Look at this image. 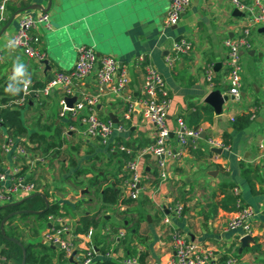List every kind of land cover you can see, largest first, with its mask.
Masks as SVG:
<instances>
[{"label": "crops", "instance_id": "obj_1", "mask_svg": "<svg viewBox=\"0 0 264 264\" xmlns=\"http://www.w3.org/2000/svg\"><path fill=\"white\" fill-rule=\"evenodd\" d=\"M240 1L252 3V0ZM260 3L264 6V0ZM1 5L4 21L0 23V82L27 78L33 83L45 84L55 71L67 72L74 67L77 49L81 46L93 47L97 55L113 57L126 72V87L118 94L106 90L95 105L94 112L99 118L125 128L122 132L114 130L107 144L83 135L80 118L88 114L87 110L76 118L70 115L67 118V113H62L63 94L59 88L48 96L30 95L22 109L28 132L63 123L64 134L80 145L77 168L80 164L104 165L109 183L118 181L125 197L122 179L127 176L126 161L117 146L127 144L139 152L154 143V129L144 119L139 100L145 68L155 69L162 77L170 100L166 118L170 135L166 146L180 155L174 160L166 158L169 178L161 182L156 159L142 154L137 159L140 175L137 198L130 206L118 207V211H127L133 222L138 215L145 219L139 223L140 239L131 244L136 251L146 253L143 264H168L173 257L170 230H177L199 247L211 250L214 261L210 264H220L223 258L235 264H264V33L259 31L264 26H250L231 0H191L178 24L169 28L164 26L168 0H0ZM41 13L48 14L50 28L38 23L32 31L39 39L36 48L43 55V60L37 62L19 49L7 48L6 43L15 35L22 16L35 18ZM246 26L250 28V48L240 52V96L233 98L228 95L225 42L236 38ZM180 40L190 43L188 53L174 51V44ZM207 68H212L213 86L206 81ZM16 69L22 74L17 75ZM212 92L228 97L219 111L206 102ZM97 94L98 85L95 75L91 74L76 86L72 98L78 100L82 95ZM130 104L134 108L125 119ZM204 107L212 110L211 121L200 122L195 127L200 131L199 139L181 146L176 138L177 121L191 128L189 117L197 108ZM246 113L251 114L250 123L243 130L235 131L233 119ZM68 120L72 124L66 125ZM208 139L221 142L224 147H211ZM21 140L26 141V137ZM212 149L219 152L214 153ZM12 156L0 148V171L7 168L10 171L16 166ZM45 160L31 168L23 167L27 168L25 176L51 203L53 187L39 180L40 173L52 177L49 160ZM98 174L104 175L102 171ZM229 194L254 211L250 221L251 240L245 246L241 243V229H226L234 212L229 210L231 205L223 209L220 204ZM21 199L18 197L14 202ZM53 200L60 203L54 194ZM175 203L183 206L179 218L171 214ZM111 214L103 215L106 222L94 230L91 243L94 237L97 241L103 238L99 246L106 245L111 256L99 255L97 259L121 263L127 255L125 245L113 243L109 235L115 238L119 231L125 233L124 229H117L123 217ZM165 215L171 218L169 225L163 224ZM75 241L79 249L86 247L85 237L79 236ZM52 264H57L56 258Z\"/></svg>", "mask_w": 264, "mask_h": 264}, {"label": "built area", "instance_id": "obj_2", "mask_svg": "<svg viewBox=\"0 0 264 264\" xmlns=\"http://www.w3.org/2000/svg\"><path fill=\"white\" fill-rule=\"evenodd\" d=\"M191 0H168V10L164 19L166 28L178 24L181 16L190 6ZM232 5L245 15L250 26H264V6L260 0H252L251 4L244 3L240 0H231ZM4 6H0V23L4 21L3 15ZM38 23H43L49 29V17L46 13H41L37 17L24 15L18 22V29L15 35L6 43L9 49H19L22 53L37 62L43 60V55L36 48L39 39L32 34ZM250 28L246 26L242 29L236 38L228 39L225 42L227 48L226 67L228 70V95L233 98H239L241 87V62L240 52L250 48L249 41ZM191 50V45L185 40H180L174 44L176 53L185 54ZM91 74L95 75L98 85V94L95 96L82 95L76 99L72 106H68L67 99L74 96L75 88L80 85ZM205 78L210 86H213V71L212 68L205 70ZM128 82L126 72L120 67L118 62L111 56L97 55L93 47L81 46L77 49V59L74 67L70 71H55L52 77L45 83L43 88H34V83L27 78H19L17 80L20 86V96L11 100L6 106L23 107L30 95L38 94L48 96L55 88L62 91V99L60 106L62 113H68L71 118H76L83 110H87L88 114L80 118L83 124V135L88 138L97 139L102 144H107L114 130L122 132L125 130L123 125H114L110 120H103L94 112L98 97L102 96L106 90L113 93H120ZM170 100L164 81L160 74L151 67L145 68L144 81L141 89V97L139 105L144 119L154 129V143L146 147L144 151L134 152L132 148L119 144L117 151L129 157L125 164L126 175L125 180L126 196L135 200L140 188V175L138 172L137 159L142 157V154L147 153L153 156L157 161L158 179L161 182L168 180L169 171L166 158L176 159L179 157V152H174L167 148L166 143L169 138V130L166 124L167 109ZM5 106V107H6ZM4 107V106H2ZM133 105L130 104L124 115L128 119L133 111ZM178 130L176 138L181 146H185L188 142L194 143L199 139L200 131L197 129L188 128L181 120L177 121ZM5 138V137H4ZM13 141L4 139L0 148L5 153H12V158L17 163L16 166L9 171H0V206L15 203L18 197L24 199L32 194L41 193V190L35 183L25 176V173L20 174L23 166L31 168L32 166L43 164L46 162L42 155H33L29 157L26 147L21 140ZM209 146L214 148H223L221 142L213 139L207 140ZM264 146H262L263 148ZM17 158H22L18 160ZM123 193V192H122ZM236 194V191H234ZM125 195V194H123ZM237 210L234 211L232 217L226 223L227 230L241 229L243 236H251L250 221L253 218L254 211L251 207L242 205L239 200L236 202ZM264 212V206L262 208ZM183 213V206L180 203H175L171 209L172 217L179 218ZM170 216L163 217V224L169 225ZM70 226L63 219L55 216L47 218V226L41 233V242L46 246L56 249L64 254L69 259L71 254L72 264H93L98 254L94 250L91 243L94 230L92 228L81 235L87 239L86 247L79 249L75 243L76 236L69 228ZM124 231H119L116 237L117 240L123 239ZM79 237V236H78ZM169 241L173 249V257L168 264H210L214 261V255L211 250L204 249L191 242L185 235L177 230H170L168 233ZM104 257L111 256V252H107ZM122 264H139L138 258L130 257L121 262ZM225 264H235V261H227Z\"/></svg>", "mask_w": 264, "mask_h": 264}, {"label": "trees", "instance_id": "obj_3", "mask_svg": "<svg viewBox=\"0 0 264 264\" xmlns=\"http://www.w3.org/2000/svg\"><path fill=\"white\" fill-rule=\"evenodd\" d=\"M49 80V79H48ZM47 80V81H48ZM0 146L4 142V139H11L13 141H18L20 138L26 137L27 142L23 143L22 145L26 147V150L29 149H38L42 150L43 157H47L45 153L52 152L56 153V150L63 146L64 144V131L63 123L54 124L52 123L50 126L44 128L45 131L40 133L39 131L28 132L27 128L23 124L22 120V109L23 107H9L6 106L11 100H14L20 96V86L14 80H5L0 82ZM45 84L34 83V88H43ZM4 106V107H2ZM6 106V107H5ZM69 114L67 113V118ZM188 125L192 129H196L195 127L199 125L202 121L210 122L212 119V110L209 107L204 108H197L195 112L189 117ZM251 120V114L246 113L240 116H237L232 121V128L235 131L243 130L248 126ZM72 124L71 121L68 120L66 125ZM5 137V138H4ZM227 144V142L225 143ZM33 146V147H31ZM125 146L129 147V145L125 144ZM37 150V151H38ZM2 151V149H1ZM120 155L123 156L124 160L127 162L129 157L125 154L119 152ZM22 159V158H21ZM20 159V160H21ZM0 159V163H1ZM26 171V167L22 168L20 174H24ZM158 176V174H157ZM128 176L123 177V181L126 180ZM96 179L103 180L105 182L104 187L99 191L100 196V203L101 208H114L119 207L120 205L130 206L133 203V199L129 197H125L122 193V190L119 187V182L114 181L111 184L107 182L106 175H99L98 173L95 175ZM29 180V179H28ZM154 183V182H152ZM47 198V195L45 194ZM236 197L234 195H226L222 200L220 206L223 209H228L227 204L231 205L229 208L230 211L234 212L237 210L236 207ZM9 205V204H6ZM45 207L44 201L41 197L35 196L32 198H25L20 204L13 205V206H6L4 208H0V223L1 221L7 217L9 214L18 212V211H30V212H38L43 210ZM60 207L58 203H49L48 209L39 214H29V213H22L17 216H13L6 220L4 223L3 229L5 235L1 234L0 229V264H21L22 262V249L15 243L9 241L7 238H15L18 240L25 252V264H52V260L56 258L57 264H72L69 262V259L64 256L62 252L59 253L57 257L54 256V251L51 247L46 246L42 242H31V241H24L22 236L20 235L17 227L11 226V223L16 219H25L28 216H33L38 223L41 224V229L47 226V218L49 216H62L59 213ZM118 215L122 216V222L117 229H124L127 235V241H125L126 236L124 239L117 240L116 237L113 238V241L116 244H123L124 250L127 252L126 257H137L138 263L143 264L145 261L146 253L141 251H136L135 246L131 245L134 243L135 240H139V223L144 221V217L138 215V218L135 222L129 216L127 211H118ZM105 218H102L101 223H105ZM124 222H126L124 224ZM100 225L99 219H96L95 215L90 214H83L77 220V224H75L73 229V235L78 237L85 234L88 229L92 228L96 230ZM38 232V231H37ZM114 233L117 231H113ZM96 237L99 234H95ZM35 240V239H34ZM103 242V238L97 241L94 237V242L92 241V245L96 254L98 255H105L108 252V248L106 245L99 246V243ZM226 259L223 258L220 260V264H225ZM93 264H121L116 260L113 259H102L99 260L96 258Z\"/></svg>", "mask_w": 264, "mask_h": 264}, {"label": "rangeland", "instance_id": "obj_4", "mask_svg": "<svg viewBox=\"0 0 264 264\" xmlns=\"http://www.w3.org/2000/svg\"><path fill=\"white\" fill-rule=\"evenodd\" d=\"M38 131L42 133L45 130L38 129ZM79 147L80 145L78 142L73 141L64 134L63 146L57 149L56 153H52L51 151L45 153L47 156L46 158L49 160V168L51 170L52 177L49 178L46 175H42V173L39 175V180L42 179L45 183H50L53 187V194L60 199V203H58V205L60 207L59 213L62 216L56 217H61L63 221H65L70 226L69 228L72 232L74 229V221L79 219L80 216L86 212L90 215L98 216L100 223L102 218H104L103 215L105 213L110 212V214L112 213L111 216H114L116 213H118V207H114L113 209L101 208L99 191L104 187L105 182L100 179H96L95 181L94 178L99 171H102L104 175L109 176L106 173V168L104 165H95V163L92 164L93 166L91 164H80V168H77L79 158L81 157L79 156L81 153ZM37 150L38 149L34 148L29 149V157L32 158L34 154L44 155L40 148L38 151ZM107 181L108 184H111L109 183L108 178ZM120 189L122 190L123 188ZM53 194L49 197L52 200L51 203H55L53 200ZM110 220H112V218ZM11 226L17 227L24 241H31L33 243L41 242V233L43 232L44 228L41 229V224L38 223V221L33 216H28L25 219L16 218L11 223ZM109 236L111 240H113L114 236ZM125 236V241H127V235L125 234ZM59 253L60 252L56 250L53 254L55 257H57ZM125 258L127 259L128 256Z\"/></svg>", "mask_w": 264, "mask_h": 264}, {"label": "water", "instance_id": "obj_5", "mask_svg": "<svg viewBox=\"0 0 264 264\" xmlns=\"http://www.w3.org/2000/svg\"><path fill=\"white\" fill-rule=\"evenodd\" d=\"M30 8L32 9L33 7H30ZM30 8L28 7V9H30ZM24 10H25V9H24ZM259 31L262 32V33H264V27L261 28ZM231 98H232V97H231ZM74 100H75V99H73V98H69V99H67V104H68V106H72V103L74 102ZM227 100H228V97H227V96L220 97V96H219L217 93H215V92L210 93V94L208 95V97L206 98V102H207L208 104H210V105L215 109V111H219L222 102H225V101H227ZM212 151H213L214 153H218V152H219V150H217V149H212ZM148 156H149V155H148ZM35 196H39V197H41V198L43 199V201H44V205H45L44 209L41 210V211H38V212H30V211H23V212H22V211H18V212H14V213L9 214V215H8L7 217H5V218L1 221V223H0L1 234H2L3 236L5 235V233H4V229H3V226H4V223L6 222L7 219H9V218H11V217H13V216L20 215V214H22V213L39 214V213H43V212H45V211L48 209L49 202H48V200L46 199V197L44 196V194H42V193H35V194H32V195H30V196H28V197H26V198L28 199V198H32V197H35ZM24 199H25V198H24ZM24 199H21L20 201H17V202H15V203H11V204H9V205H1L0 208H4V207H6V206L18 205V204H20ZM7 239H8L9 241H11V242L17 244V245L22 249L23 257H22V262H21V264H25V255H26V252H25V250H24L22 244H21L18 240H16L15 238H7ZM249 240H251V237H250V236H245V237H243V238L241 239V243L243 244V246H245V244H246ZM74 254H75V252H73V253L71 254V256L69 257V262H72V257L74 256Z\"/></svg>", "mask_w": 264, "mask_h": 264}, {"label": "clouds", "instance_id": "obj_6", "mask_svg": "<svg viewBox=\"0 0 264 264\" xmlns=\"http://www.w3.org/2000/svg\"><path fill=\"white\" fill-rule=\"evenodd\" d=\"M17 75H21L22 73L19 71V69H16Z\"/></svg>", "mask_w": 264, "mask_h": 264}]
</instances>
